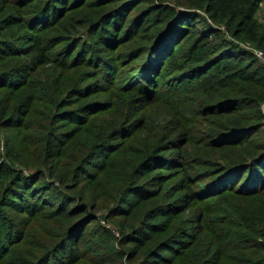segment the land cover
I'll return each instance as SVG.
<instances>
[{
    "label": "trees",
    "instance_id": "trees-1",
    "mask_svg": "<svg viewBox=\"0 0 264 264\" xmlns=\"http://www.w3.org/2000/svg\"><path fill=\"white\" fill-rule=\"evenodd\" d=\"M262 1L0 0V130L19 129L20 144L35 137L11 120L10 95L52 61L92 69L97 92L120 77L126 94L158 114L134 132L144 149L129 189L116 197L102 186L119 216L143 212L138 225L120 231L117 248L94 214L106 198L81 184L93 151L107 149L110 136L77 152L73 136L62 142L49 124L16 159L32 172L0 164V259L12 254L17 225L37 217L51 225L55 244L26 264H264V64L250 51L264 54ZM81 94L73 84L68 98ZM129 103L111 131L130 124ZM90 105L78 111H104ZM149 170L159 174L153 190H138Z\"/></svg>",
    "mask_w": 264,
    "mask_h": 264
},
{
    "label": "rangeland",
    "instance_id": "rangeland-1",
    "mask_svg": "<svg viewBox=\"0 0 264 264\" xmlns=\"http://www.w3.org/2000/svg\"><path fill=\"white\" fill-rule=\"evenodd\" d=\"M256 18L259 22H264V12L259 9ZM119 49L125 50L122 47ZM7 60H9L11 67L13 65L11 61L16 59ZM20 60L23 61L24 58L21 57ZM127 70L129 73L132 68L128 67ZM91 72L92 69L79 65L69 64L67 68L58 67L52 61L51 65L38 67L35 74L30 73L27 75L28 83L25 85V89L22 88L17 93H11L10 95L12 99L14 98L10 107V110H13L11 120L14 124L22 123L21 128L23 130L32 129L35 137L31 139V136H27L25 137V143L20 144L17 142L19 129L14 128L7 133L0 130V164H11L15 170L22 169L21 171H24V173L32 172L33 169L22 167L16 159L24 158L29 151L25 144L29 142V146L34 147L38 143L37 135L49 124V129L60 134L58 135L60 141L66 142L67 138L73 136L70 143L73 144L77 152L86 148L90 150L97 144L100 135H109L110 140L107 149L93 151L92 159L86 167L88 179H84L81 184L86 186L88 194L94 197L100 198L103 196L106 198V201L100 208L95 210L94 214L99 224L108 229L113 235V246L117 248L118 244L115 240L120 239V231L128 230L131 225H138L143 218V212L137 211L132 215L119 216L116 212L117 205L107 198L102 186H105L108 193L116 197H122L125 190L129 189L128 177L132 174L133 168L142 160L138 152L144 149L142 139L134 132L138 122L144 121L149 116L151 118L149 124L156 123L158 114L154 108L145 105L144 102L137 103V100H141L140 96L133 97L126 94L119 82L120 77L116 79L114 85H104L97 92L94 89L95 86H93L97 84V80L90 77ZM73 84L80 87L82 94L71 100L68 97ZM87 89H90L88 94L91 95L85 99ZM126 98L130 100L132 113L125 122H130V124L126 128L111 131L118 123V115ZM93 100L97 101L93 102ZM62 101H65V103L61 104ZM54 102L60 103L58 107L52 105ZM91 103L101 105V109L104 111L96 117H92L87 112L80 113L78 111L77 106L79 105H88L86 107L87 111L90 110L93 107L90 105ZM72 104L74 107H72ZM261 113L264 116V105L261 107ZM81 120H85V122ZM85 127H91V129ZM20 137L22 138V135ZM163 144L164 142H160L159 147ZM70 156V158L65 159L67 165L71 164L72 158L76 154L73 152ZM10 159H12V162H10ZM160 174L163 176L170 175L166 168ZM158 175L150 170L142 173L139 179L140 182L135 187H139L138 190L145 188L152 191L153 187L151 186L156 184L153 180ZM174 184H176V181L171 180L166 183V186L170 187L171 190L175 186ZM136 199L137 197L133 195L132 202ZM25 218H27L25 223L18 224L16 228L21 232V235L16 236V239L9 243V245L14 244L11 247L12 254L2 256L0 264L36 262L42 258L44 251L47 252L55 244L54 236L52 237L50 233L51 225L42 222V219L37 217Z\"/></svg>",
    "mask_w": 264,
    "mask_h": 264
},
{
    "label": "built area",
    "instance_id": "built-area-1",
    "mask_svg": "<svg viewBox=\"0 0 264 264\" xmlns=\"http://www.w3.org/2000/svg\"><path fill=\"white\" fill-rule=\"evenodd\" d=\"M259 9L264 12V1L259 4ZM256 58L264 64V54L259 50H250Z\"/></svg>",
    "mask_w": 264,
    "mask_h": 264
}]
</instances>
